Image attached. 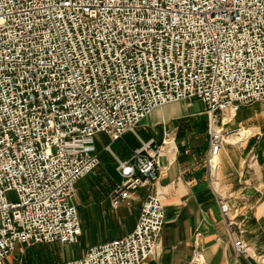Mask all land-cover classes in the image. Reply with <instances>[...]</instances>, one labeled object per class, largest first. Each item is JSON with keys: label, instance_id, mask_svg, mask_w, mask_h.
Listing matches in <instances>:
<instances>
[{"label": "built area", "instance_id": "obj_1", "mask_svg": "<svg viewBox=\"0 0 264 264\" xmlns=\"http://www.w3.org/2000/svg\"><path fill=\"white\" fill-rule=\"evenodd\" d=\"M182 102L204 105L216 190L220 154L246 130L232 123L264 105V0H0V264L18 246L77 245L73 200L102 164L96 137L137 135L152 113ZM167 138L118 162L114 209L158 180ZM219 206L239 233L235 263L264 264L229 200ZM165 222L162 197L149 193L130 234L64 264H144ZM193 263L206 264L199 249Z\"/></svg>", "mask_w": 264, "mask_h": 264}, {"label": "crops", "instance_id": "obj_2", "mask_svg": "<svg viewBox=\"0 0 264 264\" xmlns=\"http://www.w3.org/2000/svg\"><path fill=\"white\" fill-rule=\"evenodd\" d=\"M194 108L198 110L194 111ZM200 117L203 120L199 121ZM251 125L260 136L252 141H249L250 138L243 144L225 145L220 154L218 188L213 190L206 162L210 140L204 105L200 102H195L192 107L187 103L175 104L155 111L143 122L142 129L148 132V140L154 138L161 142L158 139H162V134L159 136L157 133L160 129L172 132L174 143L165 147L162 172L158 180L149 190H139L129 203L119 209L112 207L111 195L116 184L121 181L111 176L115 173L120 178L117 172L118 162L130 160L132 152L140 144H137L133 134L115 143L107 138L104 150L97 148V151L101 154L110 146L115 164L110 177L114 179V184L110 189L101 191V194L96 195L94 192L93 197L90 195L91 187L96 186L99 179L106 178L102 168L98 171L99 179L96 174L89 176L91 187L84 183L86 179L77 184L73 204L78 210L82 225L78 244L64 248L56 245L54 247L58 250L55 252L48 246H18L5 264H41L54 257L58 264H64L82 259L92 246L130 234L137 226L149 193L162 197L166 222L154 255L144 264H195L193 255L196 249L202 253L206 264H236L234 241L238 239L239 233L236 228L230 230L227 227L219 206V199L226 196L229 197L231 210L239 214V221L247 219L245 241L257 254L264 255L263 107L256 110L243 108L231 128ZM250 155H255L257 161L249 163ZM101 183L99 182L103 187L104 184ZM80 193L84 195L83 201L79 198ZM238 259L237 264H253L244 258Z\"/></svg>", "mask_w": 264, "mask_h": 264}, {"label": "rangeland", "instance_id": "obj_3", "mask_svg": "<svg viewBox=\"0 0 264 264\" xmlns=\"http://www.w3.org/2000/svg\"><path fill=\"white\" fill-rule=\"evenodd\" d=\"M178 104H181V105H185V102H182V103H178ZM177 104V105H178ZM173 105H175V104H173ZM260 107H263V109H264V105H261V104H257V105H254V106H250V107H246V109H249V110H256L257 108H260ZM194 111L195 110H198L197 108H194L193 109ZM199 121H201V120H203V118L202 117H200V119H198ZM253 125V124H252ZM249 126V127H246L245 126V128L246 129H251L250 130V133H252L253 135H252V137H251V139L249 140V141H252V140H257L258 139V137L260 136V135H258V134H256L257 133V130L255 131V129L253 128L254 126ZM142 127H143V124L140 126V128L138 129V131H137V135H135L134 137H135V141L137 142V144H140V146H139V148L142 146V143H144V144H146V143H148V142H150V141H152V140H155V142L158 144V145H162L163 144V142L164 141H166V138L168 137L169 138V140L171 141V143H172V145H173V143H174V138H173V134H172V132H167L166 130H163V131H161L160 129L157 131V133H158V135L159 136H161V134H162V139H158V140H161V142H158L157 141V139H154V138H151V139H149L148 140V132H146V131H144L143 129H142ZM255 132V133H254ZM249 135V134H248ZM240 137H242V136H240ZM107 136H105V135H103V134H101V135H99V136H97L96 137V148H98V149H100V151L103 149V146L105 145V144H107ZM167 138V139H168ZM233 138H236V136L235 137H233ZM248 138V137H247ZM247 138H244L245 140L244 141H242L240 144H243L245 141H246V139ZM147 139V140H146ZM108 140L110 141V142H112V143H115V142H113L111 139H109L108 138ZM168 144H169V142H168ZM165 145L164 146V148L166 147V146H169V145ZM237 144V143H236ZM108 147H110V146H107L106 148H105V151L103 152V153H101L100 154V157H101V159H102V164L100 165V167L90 176V177H92L93 175H95L96 174V178L97 179H99V170H100V168H102L101 170L103 171V173H104V175H106V178L105 179H99V182L101 183V182H103V187H101V185L99 184V182L96 184V186H90V182H89V180H88V178L89 177H87V178H85L86 179V181L84 182L86 185H88V186H90L92 189H90V195L93 197V194H94V192H96V195H98V194H101L102 192H103V190L106 188V189H110L112 186H113V182H114V179H118V181H122V179H121V177L119 178L115 173H113V168H114V163H113V157L111 156V150L110 151H108L107 150V148ZM138 148V149H139ZM104 150V149H103ZM137 150V149H136ZM135 151V150H134ZM133 151V152H134ZM133 152H132V154H133ZM103 154V155H102ZM250 157V160H249V163L250 162H252V161H254V162H256L257 161V157L255 156V155H253V156H249ZM207 160H208V152H207V154H206V162H207ZM118 168V167H117ZM207 168H208V164H207ZM110 172L111 173H113V175L111 176V177H113V178H111L110 177ZM119 174V173H118ZM120 176V175H119ZM84 179V180H85ZM83 180V181H84ZM83 183V182H82ZM121 183V182H120ZM120 183H118V184H116V186H115V188L117 187V185H119ZM102 184V183H101ZM115 190V189H114ZM102 191V192H101ZM113 194V193H112ZM84 195H83V193H80V195H79V198L80 199H82V201H83V197ZM112 196V195H111ZM224 198H227L228 200H229V197H224ZM89 199H90V197H89ZM233 215L234 216H238V220H239V214L235 211H233ZM245 222H247V219L246 218H244L243 219ZM242 221V220H241ZM92 223H89V225H91ZM246 230V229H245ZM89 231H92V230H89ZM109 232V231H108ZM110 233V232H109ZM247 243V242H246ZM248 244V243H247ZM54 246H56V245H53V246H49L50 248H51V250L53 251V252H55V251H57L58 250V248L57 247H54ZM41 247V246H40ZM48 251H49V248H46ZM51 251V252H52ZM59 262H58V260H57V258L56 257H54V258H52V259H50V260H45V261H43L41 264H58ZM25 264H27L26 262H25ZM29 264H32V262H29Z\"/></svg>", "mask_w": 264, "mask_h": 264}, {"label": "bare ground", "instance_id": "obj_4", "mask_svg": "<svg viewBox=\"0 0 264 264\" xmlns=\"http://www.w3.org/2000/svg\"><path fill=\"white\" fill-rule=\"evenodd\" d=\"M250 130L251 129H246V130H243V131H241L237 136H236V138H233V137H231V138H229V141L231 142V143H241L242 141H244L245 139L244 138H249L251 135H253L252 133H250ZM255 133V132H254ZM249 134V135H248ZM240 136H242V137H240ZM235 137V136H234ZM248 138L246 139V141L248 140ZM245 141V142H246Z\"/></svg>", "mask_w": 264, "mask_h": 264}, {"label": "trees", "instance_id": "obj_5", "mask_svg": "<svg viewBox=\"0 0 264 264\" xmlns=\"http://www.w3.org/2000/svg\"><path fill=\"white\" fill-rule=\"evenodd\" d=\"M49 247V246H48Z\"/></svg>", "mask_w": 264, "mask_h": 264}]
</instances>
